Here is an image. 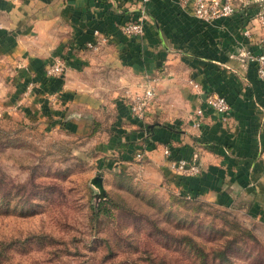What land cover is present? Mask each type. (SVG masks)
<instances>
[{
	"label": "crops",
	"instance_id": "obj_1",
	"mask_svg": "<svg viewBox=\"0 0 264 264\" xmlns=\"http://www.w3.org/2000/svg\"><path fill=\"white\" fill-rule=\"evenodd\" d=\"M233 2L234 14L206 23L192 0H0V115L85 135L111 106V123L97 132L109 139L99 145L106 159L131 163L140 152L174 192L264 217V83L246 56L264 46V0ZM139 16L140 34L121 31ZM94 29L108 36L97 51L84 46ZM59 57L64 74L47 76L45 65ZM147 81L155 94L144 118L130 111L132 101L101 95L107 83ZM210 92L230 103L227 120L206 104ZM192 157L197 175L168 167L169 158Z\"/></svg>",
	"mask_w": 264,
	"mask_h": 264
},
{
	"label": "rangeland",
	"instance_id": "obj_2",
	"mask_svg": "<svg viewBox=\"0 0 264 264\" xmlns=\"http://www.w3.org/2000/svg\"><path fill=\"white\" fill-rule=\"evenodd\" d=\"M110 85L100 90L109 102L142 92ZM113 111L85 135L0 115V264H199L197 246L207 264H264V217L178 198L136 155L106 159L97 132ZM223 249L229 261L215 257Z\"/></svg>",
	"mask_w": 264,
	"mask_h": 264
},
{
	"label": "built area",
	"instance_id": "obj_3",
	"mask_svg": "<svg viewBox=\"0 0 264 264\" xmlns=\"http://www.w3.org/2000/svg\"><path fill=\"white\" fill-rule=\"evenodd\" d=\"M141 4L145 5L149 0H139ZM187 2L188 0H183ZM192 9L194 15L203 22H210L219 17H227L235 13L236 6L233 0H192ZM257 17L260 24H264V10H261ZM144 17L139 16L135 21H125L120 25V29L127 35H138L143 31ZM243 34L248 38L251 37L249 28L243 31ZM93 40L84 43L85 48L97 51L107 41L108 36L102 34L98 29L93 30ZM246 56L249 62L254 63L257 77L264 83V46L259 51H247ZM66 69V63L63 58H56L53 63L47 64L44 67V72L47 76H61ZM154 81V80H153ZM147 81L143 83L142 92L132 100L130 104V111L139 118L145 117V111L149 106L151 100L154 98L155 89L154 82ZM33 82L26 84L25 93L30 91L33 87ZM196 87L197 84H194ZM206 104L217 112L222 120H227L231 110V105L225 96L210 92L206 96ZM197 115L202 114V109L196 110ZM197 124V122H196ZM163 153L167 156L170 154L169 147L163 149ZM136 157L141 159L142 154L136 153ZM168 167L172 171L181 175H197L201 171L200 162L196 157L191 159L186 158H169ZM189 198V195L185 196Z\"/></svg>",
	"mask_w": 264,
	"mask_h": 264
},
{
	"label": "trees",
	"instance_id": "obj_4",
	"mask_svg": "<svg viewBox=\"0 0 264 264\" xmlns=\"http://www.w3.org/2000/svg\"><path fill=\"white\" fill-rule=\"evenodd\" d=\"M178 198H182V199H186L185 195L183 194H179V197ZM187 199H190V200H194V199H198V198H194V197H189ZM95 212V216L97 217L101 212V208L100 206L97 207V209L94 211ZM194 242V241H192ZM195 243V242H194ZM197 246V245H196ZM197 255L199 257V261L198 263L199 264H207L208 262L206 261V257H207V254L203 251V249H201L199 246H197ZM226 249H223V250H220L216 253H214L215 257L216 258H220L222 261H229V257L228 255L226 254Z\"/></svg>",
	"mask_w": 264,
	"mask_h": 264
},
{
	"label": "water",
	"instance_id": "obj_5",
	"mask_svg": "<svg viewBox=\"0 0 264 264\" xmlns=\"http://www.w3.org/2000/svg\"><path fill=\"white\" fill-rule=\"evenodd\" d=\"M92 183L96 186H98L99 189H102L101 188V185H102V177L100 176H95L92 178Z\"/></svg>",
	"mask_w": 264,
	"mask_h": 264
}]
</instances>
